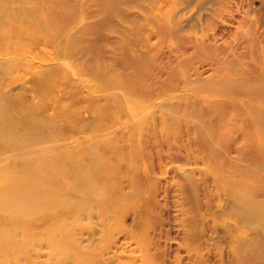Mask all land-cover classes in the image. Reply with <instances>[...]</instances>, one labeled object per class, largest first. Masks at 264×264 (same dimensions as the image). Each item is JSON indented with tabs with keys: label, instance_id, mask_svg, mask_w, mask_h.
<instances>
[{
	"label": "rangeland",
	"instance_id": "rangeland-1",
	"mask_svg": "<svg viewBox=\"0 0 264 264\" xmlns=\"http://www.w3.org/2000/svg\"><path fill=\"white\" fill-rule=\"evenodd\" d=\"M14 1L0 0V5L23 14L25 1ZM41 2V9L62 12V22L47 24L45 30L54 27L66 39L76 37L69 47L72 56L63 53L55 59V45L40 43L33 51L45 55V60L33 58L28 65L0 70V89L11 96L22 94L33 103H43L47 97L50 103L59 96L68 102L74 90L82 104L91 96L99 114L91 126L106 134L96 139L115 148V153L101 162L99 189L102 193L113 191L115 200L125 195L120 202L123 207L111 218L104 216L103 201L88 195L95 190L89 184L75 180L77 184L71 181L64 186V200L83 210L82 215L69 220L84 228L76 235L81 254H73L76 263L71 264H197V243L192 245L191 233L189 240V229L212 238L206 228L213 221H233L225 215L214 219L208 214L210 209H205L208 203L214 208L220 202L215 175L221 164L228 158L248 163L239 159L237 152L245 147L254 149L248 164L264 166V132L250 110L264 111V88L256 93L237 88L249 82L264 87V0ZM3 10L0 36L11 42L0 45V59H9L3 56L5 50L19 46L13 42L25 31L29 36L21 45L37 35L48 36L38 23L25 22ZM51 65L56 70H45ZM35 75L53 80L36 95L31 83ZM8 81L11 88L5 86ZM55 110L48 105L37 114L52 119ZM8 113L14 118L25 115L15 111V105L9 106ZM82 116L88 118L85 112ZM68 126H60V131L69 133ZM22 135L16 131L14 136L18 141L30 138ZM4 139L0 135L1 144ZM89 161L85 153L77 157L78 163ZM39 168L34 167L32 175L48 169ZM184 171L194 172L190 193L186 190L189 184L180 178ZM249 179L256 189H264V169ZM42 181L39 189L46 192ZM58 189L50 191L58 194ZM259 199L264 200L263 195ZM134 223L139 226L136 234L129 232ZM54 237L55 246H49L48 239L19 233V250H5L3 258L7 264H70L62 262L66 250L59 236ZM42 242L48 246L38 249L35 245ZM210 242L216 245L214 240ZM204 253L212 264H224L218 247Z\"/></svg>",
	"mask_w": 264,
	"mask_h": 264
},
{
	"label": "bare ground",
	"instance_id": "bare-ground-1",
	"mask_svg": "<svg viewBox=\"0 0 264 264\" xmlns=\"http://www.w3.org/2000/svg\"><path fill=\"white\" fill-rule=\"evenodd\" d=\"M23 1H25L23 5L26 10L23 14H20L17 8L12 6L7 8L0 5V10L5 8L4 12L11 11V15L26 19L25 22L38 23L44 30L47 24L52 26L62 22L63 14L60 10L49 7L48 9H41L42 0ZM45 31L48 32L46 33L48 36L37 35L32 38V42H27L25 45L20 43L29 34L25 31L24 35L16 36L17 40L13 43L19 46H15L16 49L8 47L9 49L5 50L3 56H7L9 59H0V70L8 72L14 67H21L23 64L28 65L33 58L45 60V55L33 51L40 43L42 45L47 43L55 45L56 53L53 55L55 59H60L63 53L65 57L72 56L69 47L73 46L76 37L66 39L54 27ZM2 36L3 34L0 36V45L5 44V41L11 42L8 41L11 40L9 37ZM26 56L27 58H25ZM45 70L54 71L56 68L51 65ZM31 81L33 83L32 94L34 95L42 92L45 88L47 89V85L53 82L51 77L43 78L39 75H35ZM11 83L8 81L5 86L11 88ZM261 86L249 82L237 88H247L250 92L256 93L264 88ZM76 92V90L72 92L73 98L68 102L59 96L50 103L47 101L48 97L42 100L43 103H33L26 100L22 94L11 96L4 89H0V135L5 138L4 143H0V264H7L3 258L5 250H11L13 253L19 250L20 244L16 238L19 233L30 236L37 235L38 240L45 239L46 241L48 239L49 246H55L54 236H59L58 241L66 250L64 254L62 253V262L76 263L73 254H81L76 235L78 231L84 228L78 224L69 223V220L82 215L83 210L73 202L64 200L66 197L62 190L68 182H75L76 180L94 188L95 190L88 192V195L94 194L96 198L103 201V210L106 211L105 217L110 215L113 218L112 216H116L123 207L120 202L125 195L116 196L118 201L113 199L114 196L111 193L113 191L102 193L99 189L101 162L105 157L115 153V148L97 141L96 138L100 135H106L102 129L91 126L95 120H99L98 108L92 104L91 96L85 97L84 104L85 102L86 104H82L83 100H78ZM105 101L108 102L107 99ZM10 105H15V111H24L25 115L23 113V116L12 117L8 113ZM48 105L56 109L52 119L46 114H37L39 108ZM79 107L82 110H79ZM250 110L251 117L257 119L256 122L264 132V111L256 107H252ZM84 112L88 114L87 119H83L82 114ZM49 123L59 128L58 131H53V126L50 127ZM61 123H63L62 125H69L70 128L67 129L69 133L60 131ZM128 126L131 127V123L128 122ZM16 131H21L24 134L22 136L30 138L18 141L14 136ZM44 142L47 143L44 144ZM85 143L88 144L84 145ZM237 152L239 159L248 163L253 160L254 149L247 150L245 147H240ZM83 153L89 155L90 161L88 163L77 162V157ZM26 155L32 156L24 157ZM6 159H9V162L3 163L2 160ZM236 162L228 158L221 164V169L215 175L216 190L219 192L218 200L220 202L214 205V208L210 203L205 205V209L211 210L208 214L213 215L214 219L220 220L225 215L231 217L233 221L226 223L213 221V224L206 228L213 233L212 238L203 231L189 229L188 238L191 233L192 240L190 242L192 245L197 243V254H195L197 264H201V262L203 264L213 263L209 258L204 257V250L209 254L213 247L216 249L218 247L220 250L221 261L224 264H264V200L259 199V195H263L264 198V189H256L251 184L253 179L248 180V177L255 176V172L263 170L264 166L255 168L252 164ZM45 166L48 169L45 168L36 175H32L34 167ZM131 171L138 173L136 169H131ZM18 173L21 175L18 176ZM193 175V171L180 173L182 181L189 184L186 186L188 193L191 192ZM142 180L146 181L147 179L142 177ZM41 181L43 187L48 189L46 192L39 189ZM77 182L75 183L77 184ZM54 188H59L60 192L53 194L50 190ZM71 194L75 195L76 191ZM110 206L112 207L111 210L108 208ZM193 221L195 223L196 218ZM184 224V226L190 225V223ZM134 225L136 226L129 230L132 234H136L139 230L137 223ZM210 240H214L213 243L216 245L213 246ZM35 246L38 249H43L48 244L42 242ZM106 249L109 250V246ZM223 250L227 252L224 255L225 258ZM29 264L38 263L30 261Z\"/></svg>",
	"mask_w": 264,
	"mask_h": 264
}]
</instances>
